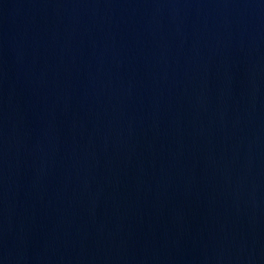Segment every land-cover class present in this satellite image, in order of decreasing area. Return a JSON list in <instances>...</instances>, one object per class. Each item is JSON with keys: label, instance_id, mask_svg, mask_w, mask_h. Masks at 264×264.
I'll list each match as a JSON object with an SVG mask.
<instances>
[{"label": "water", "instance_id": "water-1", "mask_svg": "<svg viewBox=\"0 0 264 264\" xmlns=\"http://www.w3.org/2000/svg\"><path fill=\"white\" fill-rule=\"evenodd\" d=\"M0 264H264V0H0Z\"/></svg>", "mask_w": 264, "mask_h": 264}]
</instances>
